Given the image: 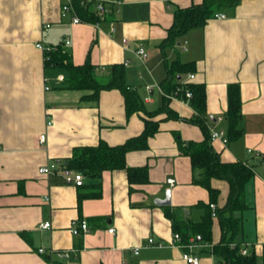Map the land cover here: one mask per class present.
I'll return each mask as SVG.
<instances>
[{"label":"crops","instance_id":"0c3cea01","mask_svg":"<svg viewBox=\"0 0 264 264\" xmlns=\"http://www.w3.org/2000/svg\"><path fill=\"white\" fill-rule=\"evenodd\" d=\"M201 0H122L119 10L99 21L97 27L72 24L60 17L63 0H0V264H188L185 249L170 244V220L163 207H181L182 217L196 222L207 204V191L191 183L187 156L180 155L174 135L184 141H201L199 127L183 120H158V131L147 139L146 150L125 154L128 167L145 166L146 184L128 185L124 170H103L98 176L83 174V184L65 182V159L76 146L99 141L117 146L143 130L141 114L124 112V99L115 90H101L98 101H82L90 91L65 88L66 73L44 67L41 43L69 54L73 65L88 57L98 69L121 64L124 82L135 89L145 109L160 107V82L164 62H193L183 84H203L209 130H226L224 113L227 87L238 84L242 134L234 141H212L224 162L251 165L252 178L244 187L248 208L242 212L241 249L260 256L264 247V0H238L222 8L223 18L211 17L203 27L188 30L164 54L158 44L172 24L175 7ZM111 23L114 31L111 32ZM44 24H49L44 29ZM69 39V45L65 40ZM127 40L126 46L123 40ZM147 52L144 60L136 49ZM180 51L183 54H180ZM54 52V51H53ZM62 76L59 81L58 77ZM47 88V89H46ZM169 108L182 119L194 110L179 95L169 96ZM222 117L220 122L215 118ZM49 122V124H47ZM44 134L39 143L38 137ZM58 162L53 174L40 175L42 165ZM167 179L173 183L168 184ZM218 189L217 207L228 191L224 181L212 180ZM132 188L129 191V188ZM98 192V195H93ZM168 192L170 203L158 205ZM85 221L86 231L70 233L72 224ZM49 222L47 228L41 224ZM112 228V233L106 232ZM238 233V235H239ZM211 244L220 238L216 218ZM152 238L155 244L147 245ZM139 247L135 254L134 248ZM43 249V253L38 250ZM195 246L191 253L199 264H216L211 248ZM209 249V250H208ZM207 251V252H206ZM68 252L66 258H58Z\"/></svg>","mask_w":264,"mask_h":264},{"label":"trees","instance_id":"16d2710c","mask_svg":"<svg viewBox=\"0 0 264 264\" xmlns=\"http://www.w3.org/2000/svg\"><path fill=\"white\" fill-rule=\"evenodd\" d=\"M237 2L238 0H201L199 3L189 4L188 7H175L172 14L173 22L166 30L163 40L159 42L158 49L164 54V50L174 47L177 39L185 35L188 30L203 27L207 19L213 17L214 11L232 8ZM74 6L83 23L97 22V18L87 6L81 7L76 1ZM43 54L44 67H59L65 71L66 76L63 79L65 88L90 91L80 97L82 101L97 102L101 90L117 89L124 99L126 116L129 117L132 113L141 114L140 118L144 126L139 135L117 146H109L106 142L99 141L95 146L74 147L71 156L65 159L66 169L91 176H98L103 170L119 169L126 172L129 186L146 184L148 182L147 168L145 166L128 167L124 156L132 150L147 149V139L157 133L159 128V121L155 118L164 114V120H183L188 124L196 125L202 133L201 141H184L177 134L174 135V139L178 153L187 156L190 160L191 183L207 191L208 203L198 202L194 205L202 211L200 219L196 222L183 218L182 209L179 206L178 208L164 206L163 213L170 220L173 232L180 235L183 244H187L189 239H193L196 243L211 244V225L213 218H216L220 238L212 244L210 253L218 259L217 264H264V247L260 256L252 251L247 255H241L240 243L235 242V237L242 230V212L248 208L244 198V187L254 175V170L251 165L239 161H221L219 154L214 150L207 125L209 118L205 110L204 85L195 83L181 85L177 79L180 74L194 72L193 62L182 63L177 58L170 63L164 62L166 75L159 85L163 92L162 103L154 110H147L135 89L124 82V67L121 64L115 63L98 69L87 57L82 65L75 66L69 54L62 51L61 47L54 52H43ZM184 91H189L192 95L187 102L194 110V114L189 119H182L177 112L169 108V96L179 95L185 99ZM226 94L225 137L227 141H234L242 134L241 98L238 84L228 85ZM212 180L224 181L228 185L226 200L221 207L216 206L219 191L212 186ZM131 190L130 187L129 191ZM93 195H98V192H93ZM210 203L215 205V217L211 214Z\"/></svg>","mask_w":264,"mask_h":264},{"label":"built area","instance_id":"2783aa9c","mask_svg":"<svg viewBox=\"0 0 264 264\" xmlns=\"http://www.w3.org/2000/svg\"><path fill=\"white\" fill-rule=\"evenodd\" d=\"M76 1V3L83 7V6H87V8H89V10H91L93 12V15L97 18V22L92 23L91 25L97 27L99 24V21H102L106 18L107 15L113 14V12H117L119 10V4L121 3L122 0H63V2L60 4V17L61 18H69L70 22L72 24H83V22L80 20V18L77 15V11L75 9L74 6V2ZM213 17L218 19V18H223L224 15L222 13H214ZM90 24V23H87ZM113 23H111V32L114 31V27L112 26ZM44 29H48L49 28V24H44L43 26ZM65 45H69L70 40L66 39L65 40ZM127 44V40L124 39L123 40V45L126 46ZM36 49H38L39 51H43V52H51L54 51L53 48H46L44 47L41 43L37 44ZM136 55L141 59L144 60V58L147 56V52H145V50L143 48H138L136 49ZM193 78V74L189 73L187 75V79L190 80ZM58 80L61 81L62 80V76L58 77ZM47 89V88H46ZM184 95H185V101L187 102L190 97L192 96L191 93L189 91H184ZM222 120V117H217L215 118V121L220 122ZM49 124V122L47 123ZM210 140L211 141H220L222 143H227V139L225 137V132L223 130H216V129H211L210 130ZM45 135L42 133L41 135H39L38 137V141L39 143H42V141L44 140ZM58 167V162H51L45 165H42L41 167H39L37 169V173L40 175H49V174H53V172L57 169ZM65 182L68 184H72L74 186H81L83 184V174L80 172H75L73 171V173L69 174L67 173L64 177ZM168 184H172L173 180L172 179H167L166 180ZM209 208L211 209V214L213 217H215L214 214V209H215V205L213 203L209 204ZM41 228H47L49 226V222H44L43 224L40 225ZM79 228L82 232L86 231V223L85 221H80L78 225L76 224H72L71 228H70V233L74 234H78V229ZM106 232L108 233H112V228L107 229ZM155 244L157 246H161L159 243H155L153 241L152 238H149L147 240V245H152ZM171 245L176 246V247H181L183 249H185V252L182 253L181 257L183 260H185L188 264H199V259L197 258V256L193 255L191 253L192 249H194L195 246H200L203 248H211L212 244H204V243H196L193 239H189V242L187 244H183L180 240V235H178L177 233H174L172 235V239L170 242ZM139 247H135L134 248V253L136 254L138 252ZM39 253H43V249H39L38 250ZM240 254L241 255H247V251L246 249H240ZM69 253L68 252H60V254H58V258H66L68 257ZM217 264V263H216Z\"/></svg>","mask_w":264,"mask_h":264},{"label":"water","instance_id":"95a60500","mask_svg":"<svg viewBox=\"0 0 264 264\" xmlns=\"http://www.w3.org/2000/svg\"><path fill=\"white\" fill-rule=\"evenodd\" d=\"M168 195H169V193L168 192H166L165 193V196H164V198H163V200H159V199H155L154 201H155V203L156 204H158V205H168L169 203H170V200H169V198H168Z\"/></svg>","mask_w":264,"mask_h":264},{"label":"rangeland","instance_id":"374dc122","mask_svg":"<svg viewBox=\"0 0 264 264\" xmlns=\"http://www.w3.org/2000/svg\"><path fill=\"white\" fill-rule=\"evenodd\" d=\"M180 54L182 55V54H183V52H182V51H180ZM239 236H240V233H239V235H237V236L235 237V240H236V241H239Z\"/></svg>","mask_w":264,"mask_h":264}]
</instances>
